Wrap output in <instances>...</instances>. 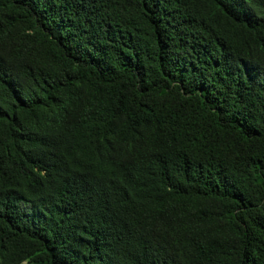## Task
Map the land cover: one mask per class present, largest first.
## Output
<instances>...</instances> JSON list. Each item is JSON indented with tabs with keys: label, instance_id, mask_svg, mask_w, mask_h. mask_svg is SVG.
<instances>
[{
	"label": "trees",
	"instance_id": "16d2710c",
	"mask_svg": "<svg viewBox=\"0 0 264 264\" xmlns=\"http://www.w3.org/2000/svg\"><path fill=\"white\" fill-rule=\"evenodd\" d=\"M0 264H264V0H0Z\"/></svg>",
	"mask_w": 264,
	"mask_h": 264
}]
</instances>
